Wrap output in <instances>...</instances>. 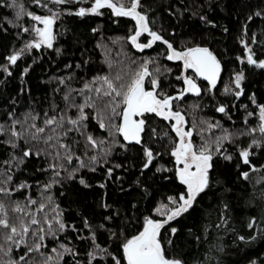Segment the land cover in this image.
Here are the masks:
<instances>
[{"label": "snow or ice", "instance_id": "1", "mask_svg": "<svg viewBox=\"0 0 264 264\" xmlns=\"http://www.w3.org/2000/svg\"><path fill=\"white\" fill-rule=\"evenodd\" d=\"M31 3L35 10H25L17 0H0V7L15 10L12 18L5 16L3 20L17 29L15 36L20 41L19 47L6 49V54L0 56V72L11 76L14 66L24 58L25 66L19 73L21 80L32 66L27 60L35 50L54 49L57 55L62 53V47L57 45L68 31L62 24L65 16L107 15L112 23L128 18L130 24L127 34L118 38L119 60L110 55L112 49L107 43L96 45L103 49L102 62L107 64V71L97 68L89 75V59L75 61L74 68L69 62L65 65L69 69L66 74L53 77L57 83L46 107L37 110L30 102L19 114L12 107L0 121V135L4 137L0 145L7 152V158L0 164V253L7 259L0 257V264H222L217 255L224 252L221 236L231 232L236 237L234 244L237 241L250 244L258 237L264 242V216L249 217L248 229L259 226L254 233L242 235L230 226V205L223 199L229 189L218 170L221 166L235 169L237 179L245 181L250 180L251 172L264 170V164L253 163L252 151L259 148L264 152V103H258L253 93L249 99L256 105L255 109L250 111L247 105H239L245 112L243 129L229 130L220 120L211 118L194 120L191 124L186 119L183 108L186 94L200 97L213 93L225 70L221 58L204 42V37L194 32L177 41L175 27L166 36L165 29L155 27L156 18L150 16L151 10H145L143 0H31ZM168 11L177 19L185 14V11H173L171 6ZM192 15L198 16L205 26L220 27L207 13ZM25 16L27 22L22 19ZM254 16L264 17V10L248 15L241 25L237 40L244 55H238L237 60L241 65L246 61L264 69V58H260L264 56V39L260 41V56L245 39L249 33L247 21ZM101 28L102 24H97L90 31L98 33ZM0 29L8 31L2 25ZM223 31L227 32L228 28L224 27ZM251 38L255 43L256 33ZM125 43L140 51L163 45L157 57L163 55L168 61L179 62L175 77L178 90H168L171 82L166 74L172 73V68L161 65L157 58H137L134 53H128ZM125 60L127 63H122ZM116 64L122 66L113 71ZM77 70L84 72V76H79ZM244 80L242 67L232 70L224 91L239 99L244 94ZM201 81L206 82V87L201 86ZM25 91L20 89L21 93ZM10 103L15 105L19 101L13 98ZM235 103L234 100L233 106ZM215 110L232 120L227 104L218 103ZM250 117L257 118L256 126H248ZM154 118L167 122L170 132H158L152 127ZM92 120L107 135L96 136L89 131ZM257 130L262 134L260 139L253 137L250 142H238L239 137ZM154 138L162 144L160 150L153 146ZM164 139L167 144H163ZM117 150L136 151L138 168L126 158L124 163L118 162L113 156ZM165 155L171 162L170 168L155 163ZM33 158L43 161V167L36 170L48 174L46 181H36L35 197L30 194V181L14 180L15 172L26 171L22 166ZM98 166L104 168V178L96 180V184L105 192L96 203L103 211L66 219L53 187L63 188L65 183L78 181L79 185L91 188L81 170L94 173ZM130 168H136L138 173L131 183L125 179ZM146 172H153V176L159 173L161 184L173 187L163 192L154 190L144 180ZM110 181L119 184L121 193L139 190V198L123 204L109 203L106 189ZM261 181L264 176L257 183ZM216 186H220L217 205L204 207V197ZM189 217L193 223L196 218L204 223L197 229L199 234L187 228L186 236L182 237V221ZM210 229L218 235L207 249H201L205 239L212 236ZM187 237L192 238L199 255L190 256L184 251L182 245H187ZM50 240L52 246L47 251ZM80 244L86 246L83 258H79ZM36 254L41 257L39 261L34 260ZM248 264H264V259H250Z\"/></svg>", "mask_w": 264, "mask_h": 264}, {"label": "trees", "instance_id": "2", "mask_svg": "<svg viewBox=\"0 0 264 264\" xmlns=\"http://www.w3.org/2000/svg\"><path fill=\"white\" fill-rule=\"evenodd\" d=\"M18 4L24 6L25 10H35V6L32 5L31 0H17ZM145 10H151L150 16H155L156 24L155 27L163 28L166 31V36L171 35V29L176 28L178 35L176 40L197 33L204 37V42L216 51L219 58H221L222 64L225 65V70L219 79L218 84L213 89V93L201 94L200 97L192 96L187 94L183 98L184 105L189 102L190 99H195L199 107L196 112L208 116L210 118H218L226 125H231V120L223 118L221 113L216 112L215 107L218 103H225L229 106L230 113L233 119L237 123L241 124L243 119L244 109L240 108V104L248 106V110L255 109L256 105L251 104L249 97L254 93L258 103H264V69L248 65L246 61L241 65L240 61L237 60L238 55H244L243 46L238 43L237 36L240 34L241 25H243L247 19V16L254 13L257 10H264V0H143ZM51 6V5H50ZM71 6V4H69ZM169 6L172 7L173 11L181 10L185 11L184 16L177 19L168 11ZM13 9H6L0 7V25L3 28H7L8 31L5 33L0 29V56L6 54V49L12 47H19L20 41H17L15 33L17 31L12 25L8 24L7 21L3 20V17L8 16L12 18L14 15ZM197 12L199 14L207 13L209 18L217 21L220 27L212 28L211 26L203 25L198 16H193L192 13ZM63 27L66 28L67 34L61 38L60 43L57 47H62L63 51L60 55H57L54 49H42L35 50L32 57H29L27 63L32 66L29 72L24 76L23 80L20 78V71L25 66V59L21 58L18 66H14L11 76H7L0 72V121L5 119L6 111L11 110L15 107L17 114L22 113L29 107L30 102L32 106L37 110L46 107L48 100L52 97V89L56 87V81L53 77L58 75L66 74L69 69L65 68V65L69 62L72 63L73 68L75 61L89 59L90 70L89 75L97 68H102L104 71L108 70L107 64L102 62L103 49L98 48L96 45L98 42L107 43L108 46L115 50V54L120 50L119 46L121 42L118 40L119 37H123L127 34V28L130 24L128 18H121L118 23H112L108 19L107 15L104 17H88L80 18L76 16H65L62 21ZM97 24H102L101 31L98 33H92L91 27H95ZM249 28L248 36L245 39L248 43L252 44L253 51L257 56H260L262 47L260 41L264 39V17L254 16L253 20L247 21ZM228 28L227 32L223 31V28ZM256 33L257 40L255 43L252 41V33ZM116 41V43H112ZM159 44V42H158ZM163 45L159 47L153 45L151 49H145L139 51L132 49L129 44L125 43L124 48L131 53L137 55H149L156 56L157 53L162 52ZM83 53V55H82ZM114 54L111 55L114 59H118ZM39 57L35 59V57ZM161 63L172 68V73L166 74L167 80L171 82V88L168 90L176 91L178 81L176 80V74L179 71V62L168 61L165 56L161 57ZM260 58H264L261 56ZM35 59V62L33 60ZM2 62V60H0ZM243 68L245 73V80L242 82L244 88V94L236 100V98L224 92L225 84L228 83L231 76V72L234 69ZM79 76L83 77L84 72L77 70ZM163 79V78H162ZM168 88L167 82L164 85ZM201 86L206 87V82L201 81ZM25 88L26 91L21 93L20 89ZM15 98L19 101L18 104L12 105L10 102ZM47 98V99H46ZM58 99V97H57ZM236 101L233 106V101ZM152 127H156L158 132H170L167 127V122L154 118L151 122ZM89 131L94 134L105 132L99 129L98 124L95 120H92L89 126ZM4 137L0 135V140ZM238 142L247 143L248 141L244 138L239 137ZM167 139L163 140V144H167ZM153 146L160 150L162 144L153 141ZM5 146L0 145V164L7 158V152L4 151ZM253 163L264 164V152L259 148L253 150ZM114 158L118 162H125V158L128 163H134L136 168L139 165V157L136 151H129L124 153L123 151L117 150L113 153ZM158 164H167L171 167L169 157L165 155L163 159H157L155 162ZM43 167V161H38L35 158L26 161L22 168H26V171H18L14 174V180L19 182L21 180H28L31 182L30 194L37 196L38 187L36 181L44 182L48 179L46 173L37 171V168ZM136 168H130L125 179L131 183L138 175ZM223 173V179L225 180L226 187L229 191L225 192L223 199L229 203V215L231 216L230 226L236 230L237 233L246 235L254 233L259 230V226L256 229H248L246 223L251 216H257L259 219L264 216V199H261V192L264 191V181L257 183L259 179L257 174H261L259 171L250 173V180L245 181L237 179L235 175V169L226 170L222 166L218 169ZM154 171V169H153ZM264 171V170H262ZM104 168L98 166V171L90 172L87 169L81 170V174L85 176L91 188H85L79 185L78 181L65 183L63 188L59 185L53 187V193L57 197L61 208L65 210V218L72 219L77 218L81 213L84 215L91 216L94 212L100 213L103 210L97 207V200L104 194L105 189H101L97 184L96 180H102ZM119 174V173H118ZM169 175L168 173H165ZM260 176H264L260 175ZM144 180L154 190L160 192L166 191L173 187L172 184L160 182V174L157 173L153 176V172H146ZM155 181V183H153ZM126 187V185H125ZM119 184L109 182L107 187V199L109 203L123 204L132 198H139L140 191H133L128 189L126 192L121 193L119 190ZM23 191V190H21ZM64 193L61 195V193ZM220 195V186H216L212 191L208 192L207 196L204 197V207L209 205H217V196ZM14 199H20V196H14ZM157 198H159L157 196ZM215 216L213 217V219ZM184 224V231L181 232V236H186L187 228H192L194 232L204 223L203 220L196 218L195 223L192 222V218L189 217L186 221H182ZM212 233L211 237L205 239V243L200 245L201 249H207L209 243L212 242L218 233L214 230H209ZM197 234H199L197 232ZM235 235L231 232L228 235L220 237V242L224 245V252L217 253L220 256L222 264H248L250 259H264V242L258 237L255 242L245 244L237 241ZM187 245H182L184 251L189 252V255H199L196 246L192 242L191 237H187ZM52 244L51 240L47 246V251L50 250ZM81 252V257L86 250V246L83 244L78 245ZM18 250H14V253ZM15 257V254L13 255ZM0 257H5L3 253H0ZM201 258H203L201 256ZM70 261V257H67Z\"/></svg>", "mask_w": 264, "mask_h": 264}, {"label": "rangeland", "instance_id": "3", "mask_svg": "<svg viewBox=\"0 0 264 264\" xmlns=\"http://www.w3.org/2000/svg\"><path fill=\"white\" fill-rule=\"evenodd\" d=\"M23 19V21L24 22H27V17L25 16V17H23L22 18ZM119 48H121V45L119 46ZM128 51V50H127ZM140 51V50H139ZM128 53H130L131 54V52L130 51H128ZM114 54H115V50L113 49L112 51H111V53H110V55H113L114 56ZM116 55V54H115ZM135 56L137 57V58H139V57H144V56H147V57H153V58H157L158 60H159V63L161 64V65H164L163 63H161V57L163 56V55H160L159 57H157V55L156 56H149V55H137V54H135ZM120 58H118V59H116V60H119ZM122 63H127V61L125 60V61H123ZM122 65L121 64H116V65H114V67H113V71H115L116 70V68H118V67H121ZM153 67H155V66H153ZM218 82H219V80H218ZM218 82H217V84H218ZM225 92V91H224ZM230 94V93H229ZM187 95V94H186ZM190 95H192V96H196L195 94H190ZM236 100H237V98H236ZM189 102L186 104V106L184 105V102H183V108H184V111H185V113H186V119L189 121V124H191L194 120L195 121H199V120H201L202 118H210V117H208V116H204L203 114H200V113H198V112H196V109H197V107H195V105H197V102L195 101V99H190V100H188ZM256 108V107H255ZM251 111V110H250ZM222 114V113H221ZM231 114V113H230ZM223 115V118H227L228 119V117L227 116H225L224 114H222ZM244 115H245V113L243 114V117H244ZM231 116H232V114H231ZM211 119H213V120H220V119H218V118H211ZM229 120V119H228ZM221 121V120H220ZM222 122V121H221ZM257 118H255V117H250L249 119H248V126H256L257 125ZM223 124H224V126L225 127H227V128H229V130H232L233 128H236V129H243V127H244V120L242 119V123L241 124H239V123H237L236 125H235V123H236V121L233 119V117H232V120H231V125H226L224 122H222ZM105 132H102V133H98V134H95L96 136H105V135H107V132H106V130H104ZM261 133L257 130V132H255V133H253L252 135H245V136H243V137H241V138H244L245 140H247L248 142H250V140L253 138V137H255V138H257V139H260V137H261ZM195 139H196V141L197 142H199V137L198 136H195L194 137ZM255 149H257V148H254L253 150H255ZM252 150V151H253ZM261 174H257L256 176H258V177H261L260 175H263L264 174V171H262V170H258ZM47 177H48V174H47ZM51 249V248H50ZM50 251V250H49ZM31 255V254H30ZM13 258H15L14 256H13ZM3 259H7V257H3ZM41 259V257L39 256V254H36L35 255V257H34V260L35 261H39Z\"/></svg>", "mask_w": 264, "mask_h": 264}]
</instances>
